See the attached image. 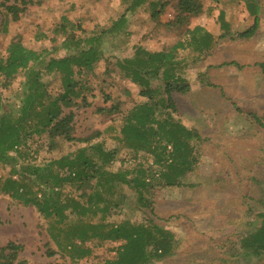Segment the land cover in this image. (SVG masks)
<instances>
[{
	"label": "rangeland",
	"instance_id": "374dc122",
	"mask_svg": "<svg viewBox=\"0 0 264 264\" xmlns=\"http://www.w3.org/2000/svg\"><path fill=\"white\" fill-rule=\"evenodd\" d=\"M43 1L41 5H28L17 22H11L9 31L0 33V51L10 38L19 34L25 45L42 52L41 58L60 55L64 50L59 47V37L55 41H38L32 39L33 33L42 30L47 32V36H52L50 27L58 22L61 13L75 23L79 22L85 29L100 31L107 25V20L116 17L123 8L122 0ZM168 1L165 12L160 15L162 23L170 21L175 15V0ZM13 2L19 0L7 1ZM257 2L259 24L248 39L218 37L221 32L220 10L232 32L244 29L247 19L248 23H252V16L248 14L243 0H220L216 3L202 0L204 7L211 5V12L188 18L189 27L201 24L216 38L206 52L189 47L179 49L178 63L174 65V71L187 81L190 88L184 93L173 92L176 111L171 114L186 127L195 129L200 136L193 143L199 161L186 177L194 185H155L149 189L148 195L143 194L144 200H139L132 190L125 185L120 187L115 180L107 181L104 174L100 178L102 186L99 190L109 207L96 216L90 212L79 215L68 212L73 209L69 204L66 210L68 217L61 223L44 219L33 206L24 205L0 190V246L8 240L21 244L18 264H97L113 259L119 242L101 241L89 234L94 225L98 227L97 231L104 232L110 224L117 225L125 220L165 228L173 233L171 252L148 264H264V252L255 256L251 247L242 242L249 239L254 230L252 223L257 224L253 221L264 208V127L248 114V111L253 112L264 124V76L260 66V63L264 64V0ZM129 16L131 34L126 47L122 45L124 38L109 40L104 58L88 73L92 90L87 92V97L91 103L88 106L77 104L73 108L75 136L87 137V143L103 139L105 148L117 149L108 164L111 172L130 171L139 163L144 167L157 168L144 151L140 150L134 156L117 132L121 115L140 101V97L136 95L138 87L122 78L114 58L131 56L136 44L147 49H159L175 41L172 31L166 34L161 29L158 30L159 37L151 35L154 34V26L148 9L138 8ZM75 33H78L77 29ZM111 42L115 46H111ZM53 46H57V50L48 51ZM229 61L235 63H224ZM20 76L4 93L6 97L19 85ZM156 83L154 79L151 85ZM106 90L111 91L120 102L118 113L107 115L95 110L110 103L102 98V91ZM9 97V102H14V98ZM28 143L25 158L18 159L15 166L25 168L22 170L24 180L33 190L40 186L47 169L53 167L52 170H55L56 167L52 166L54 159L83 144L59 140L49 147L44 137L38 136L28 140ZM10 165L0 162V184L11 173ZM34 167L38 168V174L32 172ZM127 176L130 177V174L127 173ZM64 192L61 200L73 198L79 205H86L84 197L70 184L65 186ZM121 194L124 196L120 201ZM48 229L56 234L61 250L58 251L55 243L50 241ZM47 247L56 253L47 255ZM73 247L88 252L72 260L69 255L74 251Z\"/></svg>",
	"mask_w": 264,
	"mask_h": 264
},
{
	"label": "trees",
	"instance_id": "16d2710c",
	"mask_svg": "<svg viewBox=\"0 0 264 264\" xmlns=\"http://www.w3.org/2000/svg\"><path fill=\"white\" fill-rule=\"evenodd\" d=\"M7 1H0L1 34L9 31L11 22L16 23L28 5L44 3L43 0H19L13 3ZM210 1L216 3L220 0ZM122 2L123 8L119 14L109 18L107 25L100 31L85 29L79 22L75 23L66 14L61 13L58 22L50 27L52 36H47V32L42 30L33 33L32 39L38 41H55L59 37V47L64 50L60 55L41 58L42 52L25 45L19 34L10 38L0 51V162L11 164V173L2 180L0 190L24 205L33 206L40 216L52 219L55 223L63 222L72 212L79 215L90 212L96 216L109 207L99 190L102 186L100 178L104 174L107 175V181L115 180L120 187L125 185L132 190L139 200H144L143 194L148 195L149 189L155 185H194L186 180V177L196 168L199 161L193 143L198 141L200 136L195 129L186 127L171 114L176 111L173 92L184 93L190 88L187 81L174 71V65L178 63L179 49L189 47L206 52L213 46L216 38L203 25L197 23L192 27L188 26L189 17L210 13L212 7H204L202 0H175L173 19L162 23L160 15L165 12L168 0ZM243 2L248 14L252 16V23L242 30L232 32L220 10L219 38L248 39L256 32L259 24L258 2ZM138 8L148 9L149 19L154 26V34L150 33L152 36L159 37L158 30L161 29L166 34L172 31L175 41L164 44L159 49H147L136 44L133 45L131 56L114 58L113 62L119 68L122 78L138 87L136 95L140 97V101L121 115L117 132L124 146L130 148L134 156L138 151H144L150 155L157 168L144 167L139 163L130 171L111 172L108 170V164L115 157L117 149L105 148L103 139L87 143V137L75 136L73 108L77 104L88 106L91 103V99L87 97V92L92 90L88 73L104 58L110 39L124 38L122 45L126 47L131 34L128 28L129 15ZM76 29L78 33H75ZM111 46H115L113 42ZM57 48L53 46L48 51H55ZM260 66L263 67L264 76V64L260 63ZM19 74V85L9 95L14 98V102H9L10 97H6L4 93L11 89L12 81ZM154 79L157 83L151 85ZM102 98L104 102L110 103L96 107L97 112L107 115L119 112L120 102L111 91H102ZM236 109L240 110L238 107ZM248 114L264 127L261 119L253 112L248 111ZM33 135L44 137L49 147L59 140L83 143L76 150L54 159L52 166L56 167L55 170H52L53 167L47 169L45 178L34 190L28 187L24 180L22 170L25 168L18 169L15 166L18 159L25 158L29 149L27 142L33 140ZM32 172L38 174V168L34 167ZM12 175L18 177L12 178ZM68 184L84 197L85 206L79 205L73 198L61 200L60 197L65 193L64 188ZM123 196L120 195V201ZM100 202L103 204L100 205ZM69 204L73 209L67 213ZM253 222L257 224L252 223L254 230L249 239L241 240L251 247L252 254L256 256L264 252V208L257 213ZM92 229L89 234L91 238L119 242L113 259H105L97 264H148L153 259L169 254L173 247V233L157 226L148 227L125 220L117 225L110 224L104 232L97 231L96 225L92 226ZM48 230L50 241L55 243L58 251L61 250L56 234ZM78 236L82 238L80 233ZM21 249L22 245L14 240H8L1 245L0 264H18V253ZM73 250L69 255L72 260L85 256L88 252L86 249L74 247ZM55 253L51 247L46 248L47 255Z\"/></svg>",
	"mask_w": 264,
	"mask_h": 264
},
{
	"label": "crops",
	"instance_id": "0c3cea01",
	"mask_svg": "<svg viewBox=\"0 0 264 264\" xmlns=\"http://www.w3.org/2000/svg\"><path fill=\"white\" fill-rule=\"evenodd\" d=\"M248 21H249V19H247V22H246V26L245 27H247L250 23H248Z\"/></svg>",
	"mask_w": 264,
	"mask_h": 264
}]
</instances>
